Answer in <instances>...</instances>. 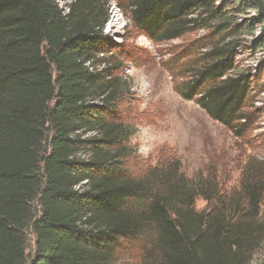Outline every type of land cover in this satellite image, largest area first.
Segmentation results:
<instances>
[{
    "label": "trees",
    "instance_id": "1",
    "mask_svg": "<svg viewBox=\"0 0 264 264\" xmlns=\"http://www.w3.org/2000/svg\"><path fill=\"white\" fill-rule=\"evenodd\" d=\"M69 1L65 13L58 0H0V264H118L133 247L144 264H251L264 241V160L248 159L232 189L178 160L133 172L130 86L104 57L112 0ZM240 1L257 10L253 47L264 51V0ZM116 2L156 42L210 28L186 51L176 91L243 136L262 68L238 69L244 27L228 6Z\"/></svg>",
    "mask_w": 264,
    "mask_h": 264
},
{
    "label": "rangeland",
    "instance_id": "2",
    "mask_svg": "<svg viewBox=\"0 0 264 264\" xmlns=\"http://www.w3.org/2000/svg\"><path fill=\"white\" fill-rule=\"evenodd\" d=\"M58 3L67 13L70 1L58 0ZM220 4L228 6L225 13L231 21L244 27L237 53L238 69L258 73L262 68L261 80L246 108L255 113V121L243 136L211 119L195 101L185 100L176 91L183 80L181 65L190 57L186 51L192 41L210 33V28H199L179 39L156 42L142 34L129 13L112 0L104 30L107 40L104 57L113 64L116 62L119 69L115 73L130 86L123 118L134 130L130 143L133 159L129 164L133 172L142 173L149 167L166 166L178 160L187 176H217L224 188L232 189L238 185L248 159L264 160V51L253 47L263 25L257 19V10L242 8L240 0H216L215 5ZM204 45L206 42L202 41L199 47ZM92 135L89 133L84 138ZM206 205L202 197L196 199L198 211ZM34 207L37 211L36 202ZM34 248V236L29 231L27 253H33ZM118 264H144L142 252L136 247L127 248ZM251 264H264V241L254 251Z\"/></svg>",
    "mask_w": 264,
    "mask_h": 264
}]
</instances>
